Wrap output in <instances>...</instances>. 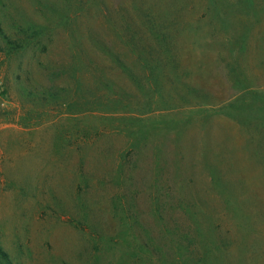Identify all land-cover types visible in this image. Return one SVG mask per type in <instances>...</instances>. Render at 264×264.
Wrapping results in <instances>:
<instances>
[{
	"label": "rangeland",
	"instance_id": "374dc122",
	"mask_svg": "<svg viewBox=\"0 0 264 264\" xmlns=\"http://www.w3.org/2000/svg\"><path fill=\"white\" fill-rule=\"evenodd\" d=\"M0 27L41 41L0 35L11 264H264V0H2Z\"/></svg>",
	"mask_w": 264,
	"mask_h": 264
},
{
	"label": "trees",
	"instance_id": "16d2710c",
	"mask_svg": "<svg viewBox=\"0 0 264 264\" xmlns=\"http://www.w3.org/2000/svg\"><path fill=\"white\" fill-rule=\"evenodd\" d=\"M2 2V0H0V3ZM22 30V29H20ZM11 35H13L15 37V39H9L8 36H4V34L2 33V28L0 27V35L2 36L3 40L6 42V45H8V50L12 51V52H24L26 49L28 48H34L37 47L39 45V39H37V31L35 29L32 28H26L25 30H22V38L19 39V37H16L14 33H10ZM117 58V60L119 59V57H115V59ZM53 96V95H51ZM54 97V96H53ZM113 103H115V101H113ZM113 103L111 104V106H113ZM0 254L4 257L5 262L4 264H11V262L9 261V259L7 258V255L2 252L0 250Z\"/></svg>",
	"mask_w": 264,
	"mask_h": 264
}]
</instances>
